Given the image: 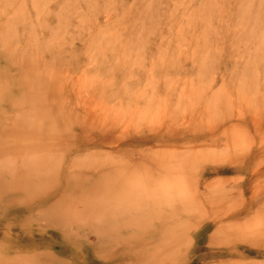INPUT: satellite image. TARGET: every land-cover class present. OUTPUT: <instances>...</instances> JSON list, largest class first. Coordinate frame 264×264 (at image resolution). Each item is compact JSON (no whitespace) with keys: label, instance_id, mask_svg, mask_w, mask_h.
I'll return each instance as SVG.
<instances>
[{"label":"rangeland","instance_id":"obj_1","mask_svg":"<svg viewBox=\"0 0 264 264\" xmlns=\"http://www.w3.org/2000/svg\"><path fill=\"white\" fill-rule=\"evenodd\" d=\"M0 264H264V0H0Z\"/></svg>","mask_w":264,"mask_h":264}]
</instances>
